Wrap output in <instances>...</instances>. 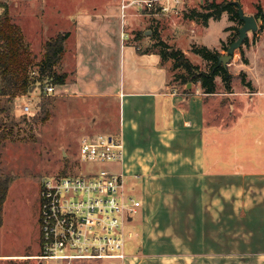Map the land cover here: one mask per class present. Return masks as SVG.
<instances>
[{
    "label": "crops",
    "instance_id": "obj_1",
    "mask_svg": "<svg viewBox=\"0 0 264 264\" xmlns=\"http://www.w3.org/2000/svg\"><path fill=\"white\" fill-rule=\"evenodd\" d=\"M0 1L15 20L37 8L35 0ZM73 1L71 27L61 30L69 36L60 63L72 75L56 91L89 108L92 128L105 121L123 142V160L107 166L124 172L142 201L123 264H264V89L250 77L248 62L235 63L252 82L250 95L243 83L236 89L232 82L227 91L220 76L217 91L205 93L200 83L173 81L171 62L140 44L150 40L151 22L160 23L161 14L138 0ZM39 2L36 15L43 21L36 31L46 41L49 0ZM165 14L161 36L175 28L174 14ZM222 18L231 21L224 13L205 26ZM226 27L227 21L220 44ZM139 31L144 36L136 39ZM236 51L238 61L242 52ZM227 100L228 118L222 114Z\"/></svg>",
    "mask_w": 264,
    "mask_h": 264
},
{
    "label": "rangeland",
    "instance_id": "obj_2",
    "mask_svg": "<svg viewBox=\"0 0 264 264\" xmlns=\"http://www.w3.org/2000/svg\"><path fill=\"white\" fill-rule=\"evenodd\" d=\"M201 1L204 0L181 1L178 8L171 11L174 14L172 17L174 20L171 19V21L175 28L173 31L162 32V37L170 40L169 42L176 47L187 51V56L194 63L199 64L203 69H208L210 63L193 51L192 45L196 43L207 45L210 48L220 45V49L226 53L227 50L223 49L222 43L220 44L221 39L225 36L224 27L226 21L227 26H232L236 22L222 18L213 20L209 27L203 24L193 27L191 23L184 20L183 10L199 6ZM240 2L248 14H254L258 4L264 6V0H240ZM75 3L77 2L66 0L58 4L55 0H49L47 4L50 9L49 20L48 18L44 19L50 24L46 33L48 38L55 37L61 30L70 29L69 15L72 5ZM33 6H37V8L32 17L20 18L19 21L13 19L20 23L27 41L31 44L35 60L38 61L43 55L45 38L42 32L36 31L43 21L40 16L37 18L38 15H36L38 7L40 8L39 0H35ZM165 15V13H161L163 19L160 20L159 27L162 29L167 24ZM233 30L226 31L224 41L227 44ZM256 32V35L254 32H249V38L252 36L256 49L252 48L253 42L251 41L247 44L243 43L241 47L248 60L250 77L253 78L257 87L264 89V28L262 25L260 26V23ZM256 40L260 41L258 45ZM150 43L148 38L142 39L140 42L143 48L149 46ZM246 48H252L249 52L251 61L246 53ZM236 52L240 56L239 49ZM65 61H68L67 57L64 59ZM235 62L245 63L242 54L238 61L232 59L228 67L231 71H238L239 65L237 66ZM57 69L60 70V65ZM32 71L34 75L38 74L36 65L32 67ZM241 71H238L237 75L233 77L236 89H242ZM247 79H249L248 75ZM217 83L220 87V77H217ZM37 84L24 95H0V168L15 177L4 204V221L0 226V264H38L41 253L40 191L44 177L61 175L64 169L66 173H79L108 167V163L104 162L82 161L80 159V144L84 135L108 134L111 131L108 126L111 124L108 125L101 120L92 128L90 125L92 113L88 107L73 99L58 95L57 91L54 94H46ZM247 92L250 95L251 88ZM44 95L52 98L50 117L44 121L36 120L34 116L40 110L39 103ZM249 95L246 96L247 99ZM257 98L259 97L257 96ZM26 102L31 106L30 112L23 111V105ZM225 103L222 114L227 117L231 114L230 104L232 102L227 100ZM111 132L113 133V131ZM137 216L134 217V221ZM133 223L131 222L127 227L132 228ZM133 239L130 238L127 242L128 247ZM40 264H65V261L53 258ZM71 264L101 263L96 258H77Z\"/></svg>",
    "mask_w": 264,
    "mask_h": 264
},
{
    "label": "built area",
    "instance_id": "obj_3",
    "mask_svg": "<svg viewBox=\"0 0 264 264\" xmlns=\"http://www.w3.org/2000/svg\"><path fill=\"white\" fill-rule=\"evenodd\" d=\"M181 1L138 0L137 3L152 14H161L175 11ZM37 86L41 88L39 83ZM56 86L46 84V94H54ZM23 111H31L27 102ZM123 158V142L113 134H87L81 139L82 161L110 163ZM141 206V199L130 190L122 171L104 167L44 177L40 191L38 264L53 258L63 259L65 264L77 258L123 264L126 241L135 234L127 225Z\"/></svg>",
    "mask_w": 264,
    "mask_h": 264
},
{
    "label": "trees",
    "instance_id": "obj_4",
    "mask_svg": "<svg viewBox=\"0 0 264 264\" xmlns=\"http://www.w3.org/2000/svg\"><path fill=\"white\" fill-rule=\"evenodd\" d=\"M240 0H204L199 6L184 9L183 17L195 20L203 25H208L210 19H220L227 13L234 25L226 27V30L234 29L229 37L228 44L222 41L223 49H228L229 44L236 39L238 28L243 24L239 16L238 4ZM0 95L17 96L28 93L33 85L39 83L44 90L46 84L60 85L66 83L72 74L67 71L58 70L65 52V42L69 31L60 32L55 37L49 38L44 43L43 55L40 60H35V54L27 41L20 24L14 21L10 14L9 4L0 1ZM255 17L264 28V6L257 5ZM150 44L148 48L156 49L163 61L171 62L172 80L181 84L200 83L203 91L213 94L217 91L216 77L220 76L227 91L232 90L233 74L229 68L219 62V55L222 54L216 48L207 45L193 44L192 50L200 54L209 64L208 69H203L199 64L194 63L179 47L171 44L161 36L159 22L152 21L150 25ZM257 32H254L256 35ZM144 36L143 31L136 33L135 38ZM244 43H249L246 37ZM147 48V49H148ZM243 59L247 62L245 53L240 47ZM36 65L38 74L34 75L32 67ZM241 81L249 88H253L251 80L247 79L245 71L240 72ZM186 90H189L186 88ZM52 98L44 95L39 103L40 110L35 114L36 120H47L50 117V104ZM66 174V170L62 171ZM15 177L0 168V226L4 221V204L7 199L10 186Z\"/></svg>",
    "mask_w": 264,
    "mask_h": 264
},
{
    "label": "water",
    "instance_id": "obj_5",
    "mask_svg": "<svg viewBox=\"0 0 264 264\" xmlns=\"http://www.w3.org/2000/svg\"><path fill=\"white\" fill-rule=\"evenodd\" d=\"M237 4L239 16L243 20V24L239 26L238 35L236 39L229 44L227 52L220 54L218 57L219 62L226 68L229 67V64L234 58L235 51L243 45L244 40L249 36V32H256L259 28V23L255 15L246 13L241 2H237ZM188 85H191V83Z\"/></svg>",
    "mask_w": 264,
    "mask_h": 264
}]
</instances>
